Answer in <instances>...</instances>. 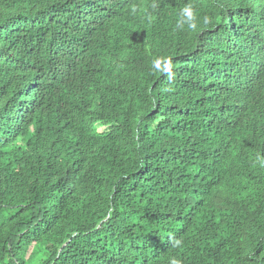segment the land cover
I'll return each instance as SVG.
<instances>
[{"label": "trees", "instance_id": "16d2710c", "mask_svg": "<svg viewBox=\"0 0 264 264\" xmlns=\"http://www.w3.org/2000/svg\"><path fill=\"white\" fill-rule=\"evenodd\" d=\"M257 157L264 0H0V264H264Z\"/></svg>", "mask_w": 264, "mask_h": 264}, {"label": "clouds", "instance_id": "9594fccd", "mask_svg": "<svg viewBox=\"0 0 264 264\" xmlns=\"http://www.w3.org/2000/svg\"><path fill=\"white\" fill-rule=\"evenodd\" d=\"M156 5L154 4L153 7ZM135 9H133L134 11ZM208 18H203V23H207ZM177 26L181 29L187 28L189 31H197V13L194 9V6L191 3L185 4L178 13ZM152 66L155 71H160L166 75V77L171 80L175 77V72L171 69L170 61H161L159 58H156L152 61ZM101 129V130H99ZM105 129V126H99L97 130L102 131ZM257 162L264 164V159L257 157ZM171 245L174 248H179L182 246V241L180 239H174L171 241ZM168 264H183V261L176 257L172 256L168 259Z\"/></svg>", "mask_w": 264, "mask_h": 264}, {"label": "rangeland", "instance_id": "374dc122", "mask_svg": "<svg viewBox=\"0 0 264 264\" xmlns=\"http://www.w3.org/2000/svg\"><path fill=\"white\" fill-rule=\"evenodd\" d=\"M99 130H101V129H99Z\"/></svg>", "mask_w": 264, "mask_h": 264}]
</instances>
